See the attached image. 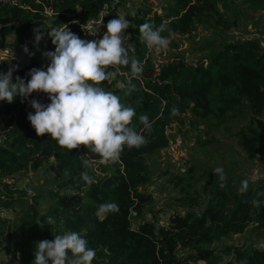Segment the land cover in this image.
<instances>
[{
    "label": "trees",
    "instance_id": "16d2710c",
    "mask_svg": "<svg viewBox=\"0 0 264 264\" xmlns=\"http://www.w3.org/2000/svg\"><path fill=\"white\" fill-rule=\"evenodd\" d=\"M245 2L251 9L264 12V0ZM123 3L124 0H21L11 5L0 1V51L8 49L11 33L28 49L26 62L0 63V73L15 69L13 83L17 76L30 79L27 73L37 67L36 57L45 52L36 41L37 33L43 34L41 42L48 46L47 51H55L56 47L48 35L51 28L64 24L81 39H95L96 35L84 28L86 20L102 12V35ZM234 4L235 0H162L159 8L140 3L125 13L131 21L125 46L130 55L135 49L134 55L144 64L143 74L134 79L130 66L121 67L102 87L112 88L115 82L122 81L123 85L112 90L122 103L135 109L132 126L142 131L139 116L144 114L152 128L143 131L148 144L139 149L125 148L118 162L104 164L86 146L68 151L50 134L37 136L27 119L29 112H35L26 109L27 100L22 102V97L16 96L12 103L0 101V252H13L0 264H33L40 241L69 231H77L88 240L96 252L93 264H200L201 259H206L205 264H264V246H230L224 248V255L212 246L218 240L245 232L251 225L264 229V173L257 180H249L244 194L238 191L244 179L226 180L224 187L219 180L205 201L200 199L199 190H190L188 181L182 186L186 194L183 197L189 199L186 211L170 213L164 223L146 218L134 223V216H140L153 201L152 192L145 189L152 181L149 158L168 145L167 129L182 114L191 112L202 119L217 120V124H223L218 130L235 136L249 158L258 157L264 129V42L258 37L228 38L207 55L173 51L164 60L155 61L153 50L141 42L139 34L143 23L158 27L163 22L171 30L170 44L178 46V39L193 35L199 24L217 20L228 27L229 20L221 8L232 10ZM130 79L136 88L131 95H125ZM174 108L178 110L176 114ZM241 114L248 121L240 127L227 123ZM215 137L209 141H215ZM51 159L60 178L49 188L47 209L39 211L38 201L25 191L13 189L6 178L37 169ZM84 159L94 160L93 167L86 168ZM84 171L95 183L89 185L82 178ZM69 188L76 197L61 194V189ZM254 199L260 201L259 207L253 205ZM24 201L27 207L15 224L5 211ZM104 203H115L119 211L98 218L97 210ZM49 216L54 224H48ZM25 229L26 237L20 240Z\"/></svg>",
    "mask_w": 264,
    "mask_h": 264
},
{
    "label": "clouds",
    "instance_id": "9594fccd",
    "mask_svg": "<svg viewBox=\"0 0 264 264\" xmlns=\"http://www.w3.org/2000/svg\"><path fill=\"white\" fill-rule=\"evenodd\" d=\"M126 17L127 14H119L109 20L105 33L99 39H81L67 24L51 28L48 35L56 47L55 51L43 53L50 59L46 70L34 67L27 73L30 79L17 76L15 83L12 82L15 69L0 73V101L12 103L16 96H20L24 102L33 93L47 94L50 103L29 100L35 112H29L27 119L37 136L50 134L60 147L68 151L86 146L104 164L118 162L125 148L139 149L147 145L149 141L143 131H151L149 117L144 114L139 116L143 130L137 131L132 126L135 109L122 103L114 92L102 87V83L110 82L121 67L130 66L134 79H140L143 74L144 64L134 55L135 49L132 48L133 54L130 55L129 47L125 46L129 39L126 30L131 26ZM165 31L169 32L168 36L163 35ZM139 34L141 42L155 52L166 50L172 39L171 30L163 22L158 27L143 23L139 26ZM42 38L43 34L37 33V43ZM24 50L28 51L26 46ZM135 88L130 79L125 95H131ZM177 111L174 108L173 114ZM94 163V160H83L86 168H92ZM214 173L224 187L227 177L223 168H216ZM81 175L89 185L95 183L88 171ZM249 183V179L245 178L238 191L246 193ZM29 195H32L31 190ZM252 203L260 206L258 200L254 199ZM112 211H119V206L104 203L98 208L97 216L99 218ZM47 219L48 224L55 223L52 217ZM34 255L33 264H93L96 252L79 232L69 231L54 235V239L40 241Z\"/></svg>",
    "mask_w": 264,
    "mask_h": 264
},
{
    "label": "rangeland",
    "instance_id": "374dc122",
    "mask_svg": "<svg viewBox=\"0 0 264 264\" xmlns=\"http://www.w3.org/2000/svg\"><path fill=\"white\" fill-rule=\"evenodd\" d=\"M162 0H124L119 14H125L131 11L138 4H153L159 8ZM222 14L229 20V26L217 21L211 20L207 24H199L197 31L191 35H183L178 39V46L169 45L166 50L161 52H152L153 60L162 61L169 57L173 51L186 52L188 55L200 57L209 54L211 49L216 50L222 46L228 38L240 39L246 37H258L264 42V12L253 10L248 6L245 0H235L231 8H221ZM116 17V18H117ZM235 19H237L235 21ZM42 51H47L48 46L38 42ZM25 46L19 44L16 35L11 33L8 36V49L0 51L1 64L14 65L16 63L26 62ZM43 53V52H42ZM45 56L39 54L36 59L43 61ZM123 85L122 81L115 82L114 87ZM112 88L106 91L114 92ZM245 116H236L230 125L238 128L241 124L247 122ZM234 122L233 124H231ZM210 126L212 128L210 129ZM216 129L214 130V128ZM223 124H217L215 119H202L194 116L191 112H186L179 119L172 122L168 127L169 143L160 151L153 154L149 161L151 163V178L146 186V191H151L153 201L148 204V208L140 215L134 216V223L138 224L142 219H155L159 223L167 221L170 213L184 212L188 209L189 199L182 189L188 181H191L190 190H199L200 199L206 200L217 187L219 176L214 173L218 167L223 168L226 180H235L238 178H248L257 180L264 173V129L260 139V149L258 157L251 159L238 144L236 137L227 134L225 130H218ZM215 135V141L210 142V138ZM182 176L180 183H176ZM60 178L58 171L53 166L52 159L44 162L37 169L30 168L21 174H15L7 177L11 187L20 191L27 192L31 190L32 199L38 201V210L47 209L49 201V188ZM207 185V187H206ZM40 195L35 196V194ZM25 194V195H26ZM61 194L65 197H76L73 188L61 189ZM189 197V196H188ZM30 200V198H27ZM28 202H19L15 208L5 211L10 220L18 224L22 211L27 207ZM198 208V207H197ZM4 212V210H3ZM27 230L25 229L19 239L24 240ZM244 244L264 246V229H257L251 225L245 232L234 234L222 240L214 242L217 252L224 255L226 247H240ZM12 250H3L0 252V261L10 258ZM227 256V254H226ZM200 264H205L206 259H201Z\"/></svg>",
    "mask_w": 264,
    "mask_h": 264
},
{
    "label": "built area",
    "instance_id": "2783aa9c",
    "mask_svg": "<svg viewBox=\"0 0 264 264\" xmlns=\"http://www.w3.org/2000/svg\"><path fill=\"white\" fill-rule=\"evenodd\" d=\"M3 3H7V4H11V5H18L20 4L21 0H0ZM104 20V14L102 12H100L98 15L90 17L86 20V22L84 23V28L88 31L91 32L92 34H95V39H99L100 37L103 36L100 35L99 32V28L101 26V24L103 23ZM50 64V59L45 57L43 61H40L37 65V68H44L46 70V66ZM31 99H37L39 100L41 103L47 104L50 103V100L48 98V95L43 93V92H36L33 93L31 97H29V100ZM29 100H27L26 103V109L28 111H31L33 108H31L30 104H29Z\"/></svg>",
    "mask_w": 264,
    "mask_h": 264
},
{
    "label": "crops",
    "instance_id": "0c3cea01",
    "mask_svg": "<svg viewBox=\"0 0 264 264\" xmlns=\"http://www.w3.org/2000/svg\"><path fill=\"white\" fill-rule=\"evenodd\" d=\"M16 64H18V63H16ZM16 64H14V65H16Z\"/></svg>",
    "mask_w": 264,
    "mask_h": 264
}]
</instances>
